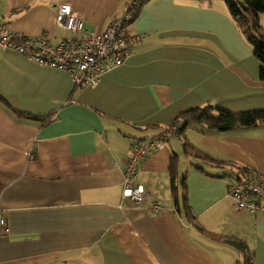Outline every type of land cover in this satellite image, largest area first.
<instances>
[{"label":"crops","instance_id":"crops-1","mask_svg":"<svg viewBox=\"0 0 264 264\" xmlns=\"http://www.w3.org/2000/svg\"><path fill=\"white\" fill-rule=\"evenodd\" d=\"M128 2L0 0V25L59 42L72 33L56 24L62 5L103 31ZM259 19L264 33V13ZM128 34L126 61L85 88L0 47V210L8 219L0 264H264V210H237L228 194L236 166L211 160L264 172V123L223 132L190 122L142 159L146 202L123 197L129 151L184 111L264 108L253 48L223 0H145ZM154 202L158 212L148 208Z\"/></svg>","mask_w":264,"mask_h":264},{"label":"built area","instance_id":"built-area-1","mask_svg":"<svg viewBox=\"0 0 264 264\" xmlns=\"http://www.w3.org/2000/svg\"><path fill=\"white\" fill-rule=\"evenodd\" d=\"M145 0H129L124 16L115 18L103 31L87 29L83 19L70 5L58 11V27L72 31L73 36L53 42L47 36L27 37L0 25V47L16 51L41 66L57 68L68 73L77 87L97 85L111 69L121 66L131 53L128 22L138 13ZM179 124H172L151 139L136 144L126 156L123 172V197L143 205L150 193L138 183L139 166L171 136L180 133ZM228 194L237 210H264V172L246 170L234 175ZM152 212L161 209L159 202L148 207ZM8 228V219L0 210V233Z\"/></svg>","mask_w":264,"mask_h":264},{"label":"trees","instance_id":"trees-1","mask_svg":"<svg viewBox=\"0 0 264 264\" xmlns=\"http://www.w3.org/2000/svg\"><path fill=\"white\" fill-rule=\"evenodd\" d=\"M227 6L229 13L232 15L237 25L242 31V34L252 46L254 55L260 62L259 68V77L264 81V33L261 32L260 24V14L264 13V0H223ZM20 116H23L30 120L40 121L48 123L50 121L49 117H41L38 115H32L29 113H18ZM190 122H196L207 126L209 129L217 131H231L240 127L253 126L258 123H264V108L260 109H248L241 111H233L226 109L219 105L208 104L204 107L193 108L181 113L177 119L174 121V124H179L180 132H182ZM185 152L187 154H192L197 157H201L200 153L189 144H185ZM202 158H206L202 157ZM213 163L217 165L225 164L227 166H236L234 171H232L230 176L237 175L242 173L248 168L241 167L230 163L229 161H220L216 159H211ZM176 167L175 161L171 164V183L172 190L176 192ZM187 184H184V209H186V214L190 215L194 219L190 205L188 203ZM177 201V200H176ZM199 229L206 233L205 230L201 227ZM209 237L213 239H220L219 236L212 233H206ZM227 242L243 246L244 243L235 239H227ZM247 264H251V258L249 257L246 260Z\"/></svg>","mask_w":264,"mask_h":264},{"label":"rangeland","instance_id":"rangeland-1","mask_svg":"<svg viewBox=\"0 0 264 264\" xmlns=\"http://www.w3.org/2000/svg\"><path fill=\"white\" fill-rule=\"evenodd\" d=\"M66 34H67V35H66L65 37H66L67 39H69V38L72 37V33L67 32ZM246 42H247V41H246ZM247 43H248V42H247ZM247 45H248V47L252 50V46H251L249 43H248ZM252 51H253V50H252ZM254 57H255V59H257L256 56H254ZM171 137L174 138V137H178V136H177V135H173V136H171Z\"/></svg>","mask_w":264,"mask_h":264}]
</instances>
